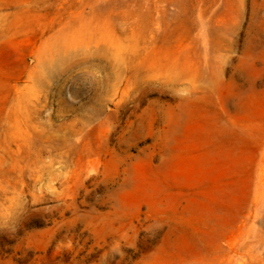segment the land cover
Returning a JSON list of instances; mask_svg holds the SVG:
<instances>
[{"label":"rangeland","instance_id":"1","mask_svg":"<svg viewBox=\"0 0 264 264\" xmlns=\"http://www.w3.org/2000/svg\"><path fill=\"white\" fill-rule=\"evenodd\" d=\"M0 264H264V0H0Z\"/></svg>","mask_w":264,"mask_h":264}]
</instances>
